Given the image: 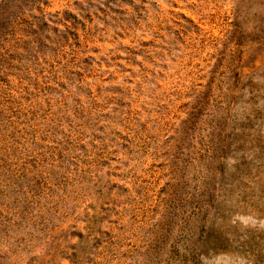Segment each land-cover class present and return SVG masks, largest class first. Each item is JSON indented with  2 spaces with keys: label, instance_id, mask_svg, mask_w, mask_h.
<instances>
[{
  "label": "rangeland",
  "instance_id": "374dc122",
  "mask_svg": "<svg viewBox=\"0 0 264 264\" xmlns=\"http://www.w3.org/2000/svg\"><path fill=\"white\" fill-rule=\"evenodd\" d=\"M264 0H0V264H264Z\"/></svg>",
  "mask_w": 264,
  "mask_h": 264
},
{
  "label": "clouds",
  "instance_id": "9594fccd",
  "mask_svg": "<svg viewBox=\"0 0 264 264\" xmlns=\"http://www.w3.org/2000/svg\"><path fill=\"white\" fill-rule=\"evenodd\" d=\"M234 221H239L245 227H255L257 225L264 227V220H257L250 215H237L234 217ZM240 264H243V262L241 261Z\"/></svg>",
  "mask_w": 264,
  "mask_h": 264
}]
</instances>
